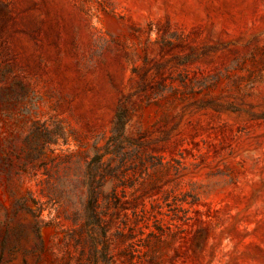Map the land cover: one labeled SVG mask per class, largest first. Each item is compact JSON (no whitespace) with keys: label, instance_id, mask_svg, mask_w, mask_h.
I'll return each mask as SVG.
<instances>
[{"label":"rangeland","instance_id":"374dc122","mask_svg":"<svg viewBox=\"0 0 264 264\" xmlns=\"http://www.w3.org/2000/svg\"><path fill=\"white\" fill-rule=\"evenodd\" d=\"M0 264H264V0H0Z\"/></svg>","mask_w":264,"mask_h":264}]
</instances>
